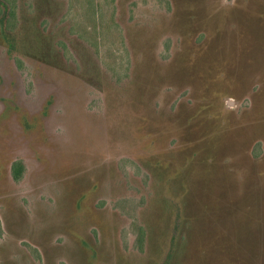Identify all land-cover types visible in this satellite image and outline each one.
Segmentation results:
<instances>
[{"label":"rangeland","instance_id":"1","mask_svg":"<svg viewBox=\"0 0 264 264\" xmlns=\"http://www.w3.org/2000/svg\"><path fill=\"white\" fill-rule=\"evenodd\" d=\"M0 264H264V0H0Z\"/></svg>","mask_w":264,"mask_h":264},{"label":"trees","instance_id":"2","mask_svg":"<svg viewBox=\"0 0 264 264\" xmlns=\"http://www.w3.org/2000/svg\"><path fill=\"white\" fill-rule=\"evenodd\" d=\"M23 169L24 166L21 160H16L11 164V176L13 180L18 181L21 178Z\"/></svg>","mask_w":264,"mask_h":264}]
</instances>
